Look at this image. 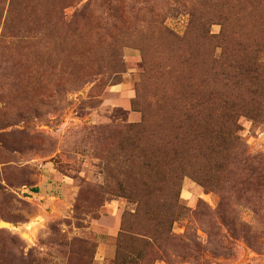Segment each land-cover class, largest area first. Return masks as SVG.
<instances>
[{"label": "rangeland", "instance_id": "obj_1", "mask_svg": "<svg viewBox=\"0 0 264 264\" xmlns=\"http://www.w3.org/2000/svg\"><path fill=\"white\" fill-rule=\"evenodd\" d=\"M198 1L204 4L197 9H162L164 18L155 21L149 10L160 9H133L142 5L136 0H0V220L10 223H0V264H17V256L25 258L22 264H66L73 237L95 242L92 264H112L131 214L139 210L140 223L151 229L154 215L162 218L175 201L186 210L173 223V234L186 240L184 235L195 233L213 264H264V204L258 194L231 199L232 229L212 213L216 242L226 246L220 249L208 241L198 214L201 204L218 209L220 196L192 179L182 146L175 151V145L158 143L164 128L173 134L176 125L203 121L194 101L163 98L168 67L154 64L158 54L144 37L161 22L182 35L189 13L191 27L215 36L222 27L264 30V0H216L226 2L224 9ZM190 43H174L175 55ZM181 61L170 63L200 75L196 62ZM197 77L193 86L200 84ZM206 85L223 86L220 80ZM183 105L188 118L179 109ZM239 123L248 152L264 160V127L246 116ZM138 157H145V165ZM238 222L247 225L245 231ZM185 259L176 262L188 264Z\"/></svg>", "mask_w": 264, "mask_h": 264}, {"label": "trees", "instance_id": "obj_2", "mask_svg": "<svg viewBox=\"0 0 264 264\" xmlns=\"http://www.w3.org/2000/svg\"><path fill=\"white\" fill-rule=\"evenodd\" d=\"M136 1L142 5L133 6V9H160L159 11L149 10L155 21L164 16L162 9L168 11L180 9V7L197 9L204 4L198 0ZM215 1L207 0L205 3H209L210 9L226 7V2ZM233 1L241 3L244 0L231 2ZM80 9H82L80 13H84L87 7L84 5ZM189 14V24L182 35L173 33L161 22L157 30L153 31V35L145 36L143 40L149 43L158 54L154 64L163 70L168 67L169 92L165 93L166 96L162 95L163 98L170 99L171 102L173 100L187 103L194 101L197 112L202 117L201 125L196 123L193 126L176 125L173 134V130L162 129L158 136V143L163 144L165 148L169 144L182 146V153H185L187 157V167L192 179L215 190L220 196L218 209L208 210L204 204H201L202 210L198 214L204 218L199 222L205 228L204 232H207L208 241L216 243L221 249L226 246L221 240L216 242L219 239L218 225L212 213L218 214L219 221L232 229L236 221L235 218L229 217L232 198L247 199L250 191H254L258 194L257 200L264 204V160L260 154L253 155L248 152V146L240 134L242 127L239 123L240 117L246 116L250 118L253 126L264 127V30L248 27L235 30L222 27L221 33L215 36L203 28L191 27L193 20L192 14ZM189 33H195L197 36ZM186 39L191 41L190 47L188 46L185 50L180 49V53L175 55V44L179 45ZM216 47L221 49L218 54L215 51ZM163 53H165L164 60L169 62V64L166 62V66L163 62ZM180 59L182 60L180 64L185 65L190 61L196 62L194 71L200 75H196L193 70L188 69L189 67L187 71H184L171 65L170 62ZM204 60L208 61L209 65H203L201 61ZM195 77L199 78L200 84L195 82L193 86ZM209 80L212 83L220 80L222 89L207 87ZM240 88L244 90L238 93ZM158 99L155 101L153 111L159 118L161 111L158 107ZM179 109L185 110L183 112L185 118L190 116L189 107L183 105ZM179 109L174 110V114L177 111V118L180 116L178 113L181 112ZM137 129L142 130L143 124ZM179 146L172 150L177 151ZM163 150L165 149L159 151ZM152 157L157 158L155 155ZM138 158L145 165V157ZM147 182L144 181L141 184L146 185ZM253 204L256 206V203ZM185 210L182 204L175 201L165 210L162 218L154 215L151 220V229L145 228L140 223V218H137L139 210L131 214L130 226L124 223L117 238V248L112 264H154L158 260L165 261L166 264H177L176 258L181 255L186 257L188 264H213L204 257L202 245L195 233L184 235L186 240L173 234V223L184 214ZM261 221L264 224V218ZM238 225L241 232L247 228L244 223L238 222ZM11 240L14 242V238ZM219 244L222 245L219 246ZM68 246H70L69 259L66 264H72V259L83 264H92L94 248H96L93 240L73 237L68 242ZM36 260L45 261L41 257H37ZM24 261L25 258L17 256V264H22ZM32 261L34 258L29 262Z\"/></svg>", "mask_w": 264, "mask_h": 264}, {"label": "bare ground", "instance_id": "obj_3", "mask_svg": "<svg viewBox=\"0 0 264 264\" xmlns=\"http://www.w3.org/2000/svg\"><path fill=\"white\" fill-rule=\"evenodd\" d=\"M1 225H4V226H6V227H10V224L9 223H1ZM33 226V225H32ZM31 226V227H32ZM24 235L26 236V237H28L29 235L25 232L24 233Z\"/></svg>", "mask_w": 264, "mask_h": 264}, {"label": "water", "instance_id": "obj_4", "mask_svg": "<svg viewBox=\"0 0 264 264\" xmlns=\"http://www.w3.org/2000/svg\"><path fill=\"white\" fill-rule=\"evenodd\" d=\"M0 223H9L8 221H6V220H0ZM10 224V223H9Z\"/></svg>", "mask_w": 264, "mask_h": 264}]
</instances>
